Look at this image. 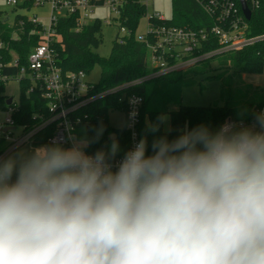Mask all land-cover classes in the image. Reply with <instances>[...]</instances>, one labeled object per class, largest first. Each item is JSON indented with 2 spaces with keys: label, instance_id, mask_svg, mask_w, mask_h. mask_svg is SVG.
<instances>
[{
  "label": "clouds",
  "instance_id": "1",
  "mask_svg": "<svg viewBox=\"0 0 264 264\" xmlns=\"http://www.w3.org/2000/svg\"><path fill=\"white\" fill-rule=\"evenodd\" d=\"M0 157V264H264V112L118 146Z\"/></svg>",
  "mask_w": 264,
  "mask_h": 264
},
{
  "label": "trees",
  "instance_id": "2",
  "mask_svg": "<svg viewBox=\"0 0 264 264\" xmlns=\"http://www.w3.org/2000/svg\"><path fill=\"white\" fill-rule=\"evenodd\" d=\"M16 7L30 8L31 2L25 1ZM251 10L247 34L254 37L264 36V0H259ZM146 14L147 6L140 0H124L117 21L120 29L125 28L126 32L123 36H120V33L116 35L110 55L107 57L96 52V48L103 40L102 22L99 18L79 24L77 14H65L61 15L54 25L56 39L52 43V49L55 63L63 73L84 70L89 74L96 64L101 67L100 79L91 89L93 94L101 96L92 103L82 105L78 111L81 116L88 115L77 130L81 138L88 140L87 152L92 155L97 151L109 154L115 144L118 150L115 156L110 157V160H113L127 150L129 135L125 127L111 126L108 115L111 110L124 112L125 96L129 94H138L144 99L138 132L140 140L146 142V155L152 154L154 141L160 138L171 141L186 129L205 125L214 132L227 120L254 122V114L263 112L264 95L258 86L244 83L242 76L245 73H262L264 38L240 49L216 53L210 57L223 55L220 65L226 68V71L218 76L223 79L221 89L223 105H184L181 88L190 84L193 74L201 69L192 66L184 72L144 78L153 69L148 61L149 49L145 42L138 39L136 31ZM167 22L172 25L199 28L210 26L215 21L195 0H173V16ZM41 29L42 24L34 21L33 16L17 13L11 19L7 12L0 10V110L6 111L10 106L17 104V109L12 114L16 126L32 127L49 116L41 88L39 85L34 86L29 77H22L17 101L6 93L7 83L20 73L22 67L27 66L29 54L40 43ZM219 46L217 40L205 42L200 52L213 51ZM14 57L18 60L17 65L13 63ZM129 83V86H124ZM118 87L121 88L116 89ZM10 98L12 101L8 103ZM174 106L176 108H173ZM53 131L54 126L46 127L36 134L30 143L34 146L52 145L48 139ZM111 133H116L115 139L110 138ZM5 146V138L0 135V154ZM31 152L26 146L13 151L6 158Z\"/></svg>",
  "mask_w": 264,
  "mask_h": 264
},
{
  "label": "built area",
  "instance_id": "3",
  "mask_svg": "<svg viewBox=\"0 0 264 264\" xmlns=\"http://www.w3.org/2000/svg\"><path fill=\"white\" fill-rule=\"evenodd\" d=\"M6 1L14 6L20 4L19 0ZM25 1H30L31 5L37 6L50 3L53 12L50 15V24L42 25V29L39 31L41 41L29 54L27 66L22 67L20 73L13 80L20 82L22 77L27 76L32 80L34 86L39 85L42 90V97L47 102L49 116L32 127L16 126L12 114L17 109V104L10 106L6 110L7 118L0 122V135L4 136L6 142L5 148L0 154L2 158H6L13 151L26 146L31 151L41 147L34 146L30 142L36 134L51 125L54 126V131L48 139L49 143L60 144L65 147L72 146L73 142H85L88 145V140L81 138L77 131L84 121L83 119L88 118V115L81 116L78 111L82 105L92 103L101 94L91 92L94 83L88 80V74L84 70L63 73L60 67L56 65L52 49V43L56 39L54 25L59 17L65 14H77L79 24L88 23L92 21L90 15L95 6L100 3L107 5L119 14L120 7L124 2V0H23V2ZM140 1L146 5L148 0ZM195 1L207 15L214 19L213 24L194 28L169 24L164 15L156 12L149 17L147 31L138 36V39L145 42L149 49L148 61L153 69L144 78L186 71L197 62L216 53L240 49L264 38V36L254 37L247 34L248 19L242 9L241 0ZM246 2L251 9L258 4L259 0H246ZM33 17L34 21H38L36 16ZM121 30L126 32L125 28ZM212 40L219 42V48L209 52H200L203 44L212 42ZM13 63L17 65L16 57H14ZM129 85L130 83L124 86ZM125 98L126 109L123 112V126L129 135V144L122 155L109 160L113 170L122 160L124 154L140 141L138 124L144 99L138 94H129ZM226 124L240 127L250 126L253 122L227 120L224 125ZM85 151L87 152L86 148Z\"/></svg>",
  "mask_w": 264,
  "mask_h": 264
},
{
  "label": "rangeland",
  "instance_id": "4",
  "mask_svg": "<svg viewBox=\"0 0 264 264\" xmlns=\"http://www.w3.org/2000/svg\"><path fill=\"white\" fill-rule=\"evenodd\" d=\"M20 4L23 0H19ZM147 15L144 16L136 31V36L144 34L148 29V19L153 13H159L170 19L173 16V0H148ZM0 10L7 12L9 18H13L15 14H27L29 16H36L37 20L43 25L47 26L51 22L50 15L53 12L50 3L44 5H31L30 8L16 7L8 3L6 0H0ZM119 14L112 10L107 5L98 4L95 6L93 13L90 15V20L99 18L101 24L102 43L96 48V52L101 56H109L116 35H125L120 29L117 17ZM110 20V21H109ZM223 55L215 56L213 58H206L197 62L194 66L201 69L199 72L193 74L192 82L183 85L181 88L182 104L194 106H215L223 105L224 101L221 98V89L223 79L218 76L226 71V68L220 65L221 57ZM180 72V71H179ZM184 72V71H182ZM231 68H229V72ZM101 76V67L96 64L88 74V80L97 83ZM243 82L246 84H253L262 90L264 95V68L262 73L251 74L245 73ZM239 79V78H238ZM6 93L11 95L14 100H18L20 94V82L17 80H10L6 86ZM173 108H176L175 106ZM264 112V109H263ZM8 114L5 110H0V122L5 121ZM109 123L114 128H121L124 124V113L121 110H111L108 115Z\"/></svg>",
  "mask_w": 264,
  "mask_h": 264
},
{
  "label": "water",
  "instance_id": "5",
  "mask_svg": "<svg viewBox=\"0 0 264 264\" xmlns=\"http://www.w3.org/2000/svg\"><path fill=\"white\" fill-rule=\"evenodd\" d=\"M241 4H242V9L244 11V14H245L246 18L248 20H250L251 19V16H252V10L249 8L246 0H241ZM11 101H12V98L9 99V102L8 103H11ZM12 128H14V127H12ZM6 130H7V128L5 129V131ZM110 138L111 139H115L116 138V133H111L110 134Z\"/></svg>",
  "mask_w": 264,
  "mask_h": 264
},
{
  "label": "crops",
  "instance_id": "6",
  "mask_svg": "<svg viewBox=\"0 0 264 264\" xmlns=\"http://www.w3.org/2000/svg\"><path fill=\"white\" fill-rule=\"evenodd\" d=\"M124 125V124H123ZM123 127V126H122Z\"/></svg>",
  "mask_w": 264,
  "mask_h": 264
}]
</instances>
